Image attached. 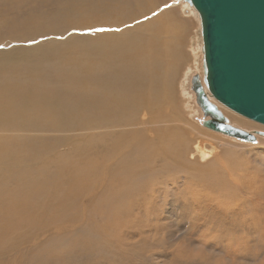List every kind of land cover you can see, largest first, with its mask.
<instances>
[{"label": "rangeland", "instance_id": "1", "mask_svg": "<svg viewBox=\"0 0 264 264\" xmlns=\"http://www.w3.org/2000/svg\"><path fill=\"white\" fill-rule=\"evenodd\" d=\"M151 2L153 3L142 4L140 0H0V48L9 50V47L21 46L24 43L29 46L41 44L45 48L49 45L48 58L43 59L47 66L58 63L53 57L54 47L76 48V42L83 45V42L85 44L89 41L101 44L107 35L102 38L95 37L94 40L86 39L93 32L101 33L99 29L107 30L105 26L97 25L96 20L90 19L92 15H99L98 18H103L107 23L112 21L110 31L119 33L128 28L136 30L132 35L126 34L116 39L121 38L120 43L123 45L129 40L141 42L137 47L131 44L128 46L135 48L141 46L144 49L139 59L130 60V67L120 65L115 72L124 74L130 70L149 73L147 67L142 64L143 59L151 56L155 57L153 60L155 62L159 56V63L166 66L171 51L165 50V44L174 46L177 43V47L178 45L179 48L183 47L187 55L181 61L176 58L174 60L175 100L170 96L166 97L164 107L160 109V114H163L160 119L155 118L158 117L156 108L152 111L150 108V110L143 108L139 114L138 126L135 127L145 128L153 140L157 141V126L177 125L189 136L191 141L189 140L188 144L192 143L188 153L177 158L176 154L172 157L171 153H162L156 149L157 153L154 151V154L143 161L139 150L144 147L136 149L127 143L111 154L110 149L115 148V140L100 141L101 145H109L105 149L104 146L96 147L99 140L91 142L88 144L91 147L93 145L88 151L89 157L103 161L105 167L114 166L120 157L132 155L136 162L142 161L138 168L144 166L143 162L147 161L146 166L152 162L148 170L152 174L145 177L142 183L139 181L132 184L109 178L108 169L107 171L100 169L99 173L94 175L101 180L96 178L93 182L87 179L67 182L68 188L70 186L76 188L73 193L77 196L72 205L77 216L66 214L64 218H53L51 214H40L43 223L46 222L48 226L45 227L46 230L40 228L35 232L37 235L36 233L45 231L43 236L34 237L31 241L25 242L22 231H17L14 235L6 234V237L9 236L8 238L16 241L12 247L6 246L8 247L6 253H0V264H264V136L257 134L256 141L243 140L206 127L203 124L206 118L197 103L192 79L195 75L199 76L210 100L218 105L232 124L250 132L264 131V124L235 112L211 95L205 83L206 63L201 16L189 0ZM32 11L45 18L50 16L53 22L51 29L48 33L32 31L27 34L28 37L22 36L29 38L27 40L16 39L9 33V26L16 21L24 23ZM81 16L88 17V20L82 19ZM44 17L43 20L46 21ZM157 22L163 25L158 26ZM140 26H144L146 30L144 33V30L137 31ZM158 28L165 29L155 34ZM155 40H159L160 43H156ZM72 42L73 45L70 44ZM118 46L114 47L117 48L115 60L121 62L119 55L122 52L117 51L130 47ZM84 52L87 50L82 49L79 59L85 55ZM140 63L141 65H138ZM103 70L106 71L104 68ZM103 70L98 68L96 72ZM149 99L147 96L144 103L147 100L150 103ZM97 115L91 114L89 117ZM84 131V129L69 132L48 131L39 132L38 135L58 137L62 140L72 138L62 141L58 147L59 150L72 151L73 146L80 141L73 139L80 138ZM86 131H90L91 134L97 132L96 129ZM113 136L114 139L115 135ZM188 144L185 147H188ZM94 149L96 151H93ZM156 163L165 165L164 170L159 169L162 165L158 166ZM204 177L208 180L205 181ZM47 196L45 193V198ZM51 212H54L52 208ZM46 216L49 220L45 218ZM40 225L39 219L36 226ZM22 230L26 231L27 228ZM57 232L59 235L78 232L80 241L91 243L96 241L98 248L85 253L80 248L81 251L72 249L74 240L68 242V245L60 243L57 246L58 242H55V239L47 243L49 236ZM40 246L43 248L38 250ZM50 255L57 258L52 260Z\"/></svg>", "mask_w": 264, "mask_h": 264}, {"label": "bare ground", "instance_id": "2", "mask_svg": "<svg viewBox=\"0 0 264 264\" xmlns=\"http://www.w3.org/2000/svg\"><path fill=\"white\" fill-rule=\"evenodd\" d=\"M140 1L142 4L146 2L153 3L151 2L152 0ZM42 16L32 11L26 17L24 23L16 21L11 24L9 33L15 36L16 39L21 38L22 40L29 39L22 36L28 37L27 34L32 31H46L48 33L53 22L50 16H47V18L43 16L46 21L43 20ZM88 16L90 17V15ZM98 16L92 15L90 19L96 20L98 22L97 25H103L107 30L95 34L93 32L86 39L94 40L95 37L102 38L107 35L101 44L98 45L95 41H89L85 42V44L83 42V45L76 42V48L65 46L57 49L54 47L53 55L55 54V56L53 57L58 62L56 65L47 66L44 63L43 59L48 58L47 49L50 48L49 45L45 48L41 44L29 46V44L24 43L21 46L9 47V50L0 48V253H6L5 251L8 247H12L16 241V239L8 238L9 236L6 237V234L14 235L17 231H22L20 233L25 242L33 240L34 237L40 238L43 236L45 231L35 235V232H38L40 228L46 230L45 227L48 226L46 222L43 223V219L40 218L42 215L40 216V214H51L53 218H64L66 214L72 217L77 216L75 207L72 205L73 200L77 196L76 193H73L76 188L72 186L68 188L67 182H76L83 179H87L90 182L92 180L93 182L97 178L94 174H98L100 169L104 171L108 169L109 178L119 180V182H131L132 184L139 181L142 183L145 177L152 174V172L148 171L152 162L148 160L150 166L149 164L146 166L147 161L143 162L144 166L138 168V164L142 161L136 162V160L132 159V155L130 157H120L118 161L116 160L114 166L105 167L103 161L89 157L88 151L93 145L91 147L88 144L91 142L99 140V145L96 147L104 146L105 149L109 145H101L100 141L112 140L113 142L115 140V148L110 149L111 154L122 146H126L127 143L136 149L144 147V149L139 150L140 155L144 158L143 161L154 154L156 149H159L162 153H171L172 157L176 154L177 158L183 154L185 155L186 152L188 153L189 146L192 144H188L189 136L183 131V128L177 125H161L157 126V129L155 127L158 142L153 140L149 132L144 130L145 128L135 127L139 123V114L143 108H150L151 111L156 108L158 117L155 118L160 119L163 115L162 113L160 114V109H163L166 97L175 98L174 67L176 63L174 60L176 58L181 61L187 55L183 47L179 48V45L177 47V43L174 46L165 44V50L170 49L171 51L166 66L159 63V56L156 57L155 62H153L155 57L148 56L143 59L142 64L147 67L149 73L132 72L130 70V73L128 71V73L124 74L119 71L115 72L120 65L126 68L130 67V60L139 59L141 57L140 53L144 49L141 46L139 48L128 46V44H131L137 47L141 45V42L137 43L129 40L127 43H125L126 41L124 42L126 45H123L120 43L122 41L120 40L121 38L119 40L116 39L126 34L132 35L136 30H129L130 28H128V30H123L119 33L110 31L109 29H111L113 22L107 23V21L105 22L103 18H98ZM81 18L88 20V17L85 16H81ZM77 20L79 21V19ZM92 23L93 21H91ZM157 24L158 26L163 25L160 22H157ZM144 26L146 25L144 24ZM144 26H140L137 31H143L145 29ZM161 29L163 28L155 30V34ZM176 33L178 32L176 31ZM155 42L160 43L159 40H155ZM70 44L73 45V42ZM117 46L120 48L130 47L129 49H119L117 51L122 52L119 55L121 62L115 60V49L117 48L114 47ZM82 49L87 50V52H84L83 54L85 55L79 59ZM138 65H141V63ZM98 68L102 70L104 68L106 71L96 72ZM175 69L177 70V68ZM147 96L150 97V103L147 102L148 100L144 103ZM91 114L98 115L89 117ZM234 119H237V117H234ZM152 125L154 124L152 123ZM78 129L80 131L84 129L85 133L80 138L73 139L80 141L73 146L72 151L58 149L62 141L72 138L62 140L58 137L38 135L39 132H60L65 130L69 132ZM88 129H96L97 132L91 134L89 133L90 131H86ZM99 130L102 131L99 133ZM113 135H115L114 139L112 138L114 137ZM186 144H188V147H185ZM93 151H96V149ZM95 154H98V152H95ZM179 159L181 158L179 157ZM164 167L165 165H162L159 169L164 170ZM84 171L86 174H84ZM206 179L208 180L207 177H204L205 181H207ZM98 180L101 179L99 178ZM136 188L138 189V187ZM45 193L48 194L46 198ZM129 193L131 194V192ZM195 196L197 197L196 193ZM37 197L39 198L36 199ZM51 208L54 212H51ZM45 218L49 220L47 216ZM39 219L41 225L37 227L36 224ZM55 227L57 228V226ZM22 228H27V230L23 231ZM77 233L59 235L57 232L49 236L47 243H51L55 239V242H58V244L56 243L58 246L60 243L66 245L74 240L72 249L81 251L79 250L80 248L85 253L98 248V242H82ZM5 237L7 240H5ZM41 248L43 247L40 246L38 250ZM57 254L60 256L59 252ZM36 257L38 259V256ZM50 258L54 260L57 256H51ZM61 260L63 259L61 258Z\"/></svg>", "mask_w": 264, "mask_h": 264}, {"label": "water", "instance_id": "3", "mask_svg": "<svg viewBox=\"0 0 264 264\" xmlns=\"http://www.w3.org/2000/svg\"><path fill=\"white\" fill-rule=\"evenodd\" d=\"M200 12L205 53V83L219 102L264 124V0H189ZM192 88L203 124L220 133L256 141L264 131L232 124L210 100L195 75Z\"/></svg>", "mask_w": 264, "mask_h": 264}, {"label": "snow or ice", "instance_id": "4", "mask_svg": "<svg viewBox=\"0 0 264 264\" xmlns=\"http://www.w3.org/2000/svg\"><path fill=\"white\" fill-rule=\"evenodd\" d=\"M100 31H103L104 29H99Z\"/></svg>", "mask_w": 264, "mask_h": 264}, {"label": "flooded vegetation", "instance_id": "5", "mask_svg": "<svg viewBox=\"0 0 264 264\" xmlns=\"http://www.w3.org/2000/svg\"><path fill=\"white\" fill-rule=\"evenodd\" d=\"M205 118H207L206 116H205ZM205 120V119H204Z\"/></svg>", "mask_w": 264, "mask_h": 264}]
</instances>
